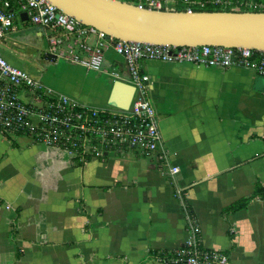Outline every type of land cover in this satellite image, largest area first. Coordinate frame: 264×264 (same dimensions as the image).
Here are the masks:
<instances>
[{
    "label": "crops",
    "instance_id": "0c3cea01",
    "mask_svg": "<svg viewBox=\"0 0 264 264\" xmlns=\"http://www.w3.org/2000/svg\"><path fill=\"white\" fill-rule=\"evenodd\" d=\"M42 37L41 29L14 22L0 55L24 67L17 56L41 51ZM104 59L128 80L112 48ZM140 67L167 162L124 150L80 164L28 134H0V264H174L186 212L200 227L202 248L225 253L230 264H264V199L254 196L264 188V78L239 66ZM66 69L62 87L51 90L113 108L116 81ZM243 200L244 208L229 211Z\"/></svg>",
    "mask_w": 264,
    "mask_h": 264
},
{
    "label": "built area",
    "instance_id": "2783aa9c",
    "mask_svg": "<svg viewBox=\"0 0 264 264\" xmlns=\"http://www.w3.org/2000/svg\"><path fill=\"white\" fill-rule=\"evenodd\" d=\"M122 1V0H120ZM139 8L156 9L161 0H132ZM187 4L186 12L191 11ZM164 9L174 10L163 2ZM196 5L203 7L202 2ZM21 14L28 23L43 32L47 54L53 62L65 61L86 71L104 74L114 81L129 84L133 95L127 110L97 109L45 87L26 71L12 66L0 55V134L24 133L46 147L63 150L80 164L102 159L108 152L134 150L154 155L167 162L158 117L149 95L141 62L189 64L205 68L239 66L264 78V52L249 49H225L211 46H171L139 42H121L91 26L61 13L47 0H0V42ZM112 48L122 59L128 80L114 67H106L104 52ZM257 52V56H253ZM24 94L28 100H24ZM178 168L170 169V174ZM180 198V195L178 194ZM186 239L175 252L174 264H230L225 253L201 247L200 227L185 213Z\"/></svg>",
    "mask_w": 264,
    "mask_h": 264
},
{
    "label": "water",
    "instance_id": "95a60500",
    "mask_svg": "<svg viewBox=\"0 0 264 264\" xmlns=\"http://www.w3.org/2000/svg\"><path fill=\"white\" fill-rule=\"evenodd\" d=\"M47 1L61 13L121 42L264 52V12L157 10L120 0ZM121 86L126 89L122 95ZM132 95L129 84L116 81L109 104L127 110Z\"/></svg>",
    "mask_w": 264,
    "mask_h": 264
},
{
    "label": "trees",
    "instance_id": "16d2710c",
    "mask_svg": "<svg viewBox=\"0 0 264 264\" xmlns=\"http://www.w3.org/2000/svg\"><path fill=\"white\" fill-rule=\"evenodd\" d=\"M124 2L134 4L132 0H122ZM162 1V0H161ZM175 1L174 11H186L187 4L185 0H172ZM195 4L191 5L192 12H213V11H233V12H264V0H188ZM202 2L203 7L196 5V3ZM157 10H164V3L161 2V6L156 8ZM258 53L254 52L253 56H257ZM255 197L264 199V188H257L254 193ZM247 200L240 201L236 206L229 209V211H236L245 207Z\"/></svg>",
    "mask_w": 264,
    "mask_h": 264
},
{
    "label": "rangeland",
    "instance_id": "374dc122",
    "mask_svg": "<svg viewBox=\"0 0 264 264\" xmlns=\"http://www.w3.org/2000/svg\"><path fill=\"white\" fill-rule=\"evenodd\" d=\"M20 16H21V18L20 19L18 18L14 22H16L17 25L22 26L24 24V23H22V21L26 20V16L24 14L23 15L21 14ZM31 53L33 56H17L18 59H20L21 61L24 62V64H25L24 67L19 66V65H15L13 63L12 64L10 63V64L12 66L18 67V68L26 71L27 73H29L32 76L40 74L41 75L40 78L42 79V80L41 79L40 80L43 81L46 85H49L48 88H50V89L61 88L62 87L61 83H62L63 78H64L63 77L64 72L68 71L66 68H68L69 66H72V65H70L69 63H67L65 61H59L58 63H49L46 59V56H45L47 54L46 42L42 43L41 51L34 49V50H31ZM37 55H40V56H37ZM34 70H36V72H32ZM95 74L102 75L105 78L109 79V77H107L104 74H99V73H95ZM46 82H49V84H47ZM84 100L88 101L87 97H84Z\"/></svg>",
    "mask_w": 264,
    "mask_h": 264
},
{
    "label": "bare ground",
    "instance_id": "6f19581e",
    "mask_svg": "<svg viewBox=\"0 0 264 264\" xmlns=\"http://www.w3.org/2000/svg\"><path fill=\"white\" fill-rule=\"evenodd\" d=\"M135 4V3H134Z\"/></svg>",
    "mask_w": 264,
    "mask_h": 264
}]
</instances>
